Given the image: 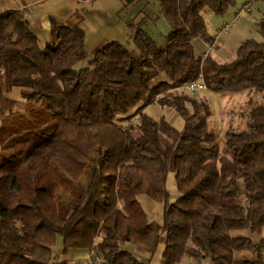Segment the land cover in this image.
I'll return each instance as SVG.
<instances>
[{"label": "trees", "instance_id": "obj_1", "mask_svg": "<svg viewBox=\"0 0 264 264\" xmlns=\"http://www.w3.org/2000/svg\"><path fill=\"white\" fill-rule=\"evenodd\" d=\"M235 3L159 0L172 24L163 44L147 20H133L137 50L105 43L81 70L79 24L53 19V46L43 51L25 11L0 16V100L16 88L26 100L25 112L8 119L0 107V264H54L58 236L64 255L96 251L103 264H151L125 245L154 256L164 240L160 264H264V238L232 234L264 229V17L263 41H244L230 63L195 49L196 41L215 43L203 12L223 16ZM201 80L211 92L262 97L247 129L231 124L219 141L208 101L180 94ZM154 104L174 109L184 130L148 115ZM142 196L163 205L161 224L148 220ZM243 252L252 257L237 259Z\"/></svg>", "mask_w": 264, "mask_h": 264}, {"label": "rangeland", "instance_id": "obj_2", "mask_svg": "<svg viewBox=\"0 0 264 264\" xmlns=\"http://www.w3.org/2000/svg\"><path fill=\"white\" fill-rule=\"evenodd\" d=\"M248 2L250 4H247L245 8V12L248 14L238 15V12ZM113 4L114 0H104L103 4L96 5L92 10L94 16H91L92 18L89 19L87 31H85L87 58L75 66L77 70L90 66V62L94 59L95 53L101 49L105 43L117 41L124 44L132 51L137 50L132 29L128 24L133 20L136 24L143 20H147L145 30L160 45L164 43L165 37L172 30L170 19L161 12L159 0H139L137 3H129L127 0H122L118 7V14L115 13V17L112 16ZM115 4V6H117V3ZM139 10H141L142 14L139 13ZM248 10L251 12H248ZM203 14L208 26V33L215 37V43L212 48L203 41L195 42L197 54L200 56L202 55L204 58L210 55V57L218 63H230L235 59L237 50L244 41L250 39L259 42L263 41L262 35L259 32V23L264 17V1L236 0L235 5L231 6L223 16H218L209 9H206ZM226 24H230L227 30H225ZM201 81L203 82V80ZM180 94L187 95L200 101H208L212 109V116L209 118L210 127L218 134V139L221 143L224 142L225 132L231 124H233L238 131L247 129V115L253 107V102L262 99V97L252 92H243L235 95L204 90L190 94L186 90H182ZM1 106L5 113V116L2 118L5 119H8L7 115L10 114L12 110L14 112H25L26 100L22 97V90L17 88L14 89L10 94V98ZM188 107L193 111L191 104L188 103ZM147 114L157 121L165 119L178 131H183L185 128L184 119L174 109L169 107H162L159 104H154L147 109ZM137 119L138 118L132 122H136ZM172 159V156H169L170 163H172ZM168 190L172 199L177 198L178 190L173 168H171L168 176ZM140 202L150 222L158 224L163 222L164 208L161 203L155 202L146 196L140 197ZM232 234L235 236H247L254 242H260V240L264 238V229L261 233L243 230L233 231ZM165 247L166 243L164 240L160 244L157 253L153 256V264H158L161 261ZM249 257L252 256L248 252L237 255V259ZM97 258L100 259L101 263L96 262ZM97 258L94 260L95 264H103L102 259L99 257ZM66 260L67 257L63 254V238L62 236H58L53 247L51 261L55 264ZM181 263H183L182 260L179 264ZM200 264L210 263L209 261H203Z\"/></svg>", "mask_w": 264, "mask_h": 264}, {"label": "crops", "instance_id": "obj_3", "mask_svg": "<svg viewBox=\"0 0 264 264\" xmlns=\"http://www.w3.org/2000/svg\"><path fill=\"white\" fill-rule=\"evenodd\" d=\"M103 2L104 0H0V16L11 10L25 11V17L30 23L32 31L38 38L40 48L43 51H48L53 46V19L65 24H79L84 31H87L88 21L92 18L91 16H94V12L92 10L96 7V5L103 4ZM120 2H122V0H114V4L112 6L113 17H115V13L118 14ZM137 2H139V0H137L136 3ZM115 3H117V6H115ZM247 4L249 5L250 3H246L245 6L238 12V15L248 14L245 12ZM248 12L251 11L248 10ZM139 13L142 14L141 10H139ZM1 105L2 103L0 100V106ZM125 248L137 255L141 260L153 264V256L151 254L139 253L137 247L132 244H126ZM65 256L67 257L66 262H82L84 264H95L94 260L98 257L96 251L88 250H71ZM182 261L183 263L181 264L201 263H197L190 258H183ZM158 264H160V262Z\"/></svg>", "mask_w": 264, "mask_h": 264}, {"label": "built area", "instance_id": "obj_4", "mask_svg": "<svg viewBox=\"0 0 264 264\" xmlns=\"http://www.w3.org/2000/svg\"><path fill=\"white\" fill-rule=\"evenodd\" d=\"M229 27H230V24H226L225 30H227ZM184 89L188 93L194 94V93L199 92V91L207 90V87H206L204 82L198 81V82L190 83V84L186 85ZM96 262L101 263L100 259H98V258L96 259Z\"/></svg>", "mask_w": 264, "mask_h": 264}]
</instances>
